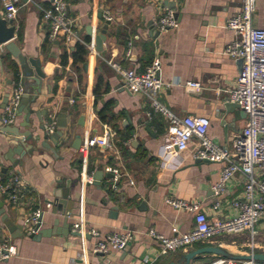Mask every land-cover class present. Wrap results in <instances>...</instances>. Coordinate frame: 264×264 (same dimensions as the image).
<instances>
[{
	"label": "crops",
	"instance_id": "crops-1",
	"mask_svg": "<svg viewBox=\"0 0 264 264\" xmlns=\"http://www.w3.org/2000/svg\"><path fill=\"white\" fill-rule=\"evenodd\" d=\"M65 2L70 28L76 35L68 44L62 35L47 43L48 25L42 20L40 7H51L52 0H18L15 5L12 41L23 56L38 59L43 67L49 65L46 70L50 74L39 85L27 81L23 88V95L24 89L29 93L37 90L23 107V111H33L28 130L32 137L24 143V151L15 154L16 144L6 143L4 134L0 133V183L16 176L23 184L16 205L9 204L2 196L0 203L7 218L17 226L33 211L41 210L40 230L46 236L37 240L26 235L12 239L0 217V241L8 239L17 249L15 257L0 264H147L160 249V244L147 236L149 230L173 237L189 232L194 226V214L173 209L165 203L166 198L197 202L208 219L224 218L230 213V201L242 192L245 178L236 173L227 181L223 195L215 197L212 187L218 182L225 163L195 159L199 148L196 139H191L185 151L163 166L162 150L168 137V122L159 114L147 119V98L122 88L121 78L108 62L140 73L158 58L164 84L160 102L177 117L207 118L208 138L231 147L246 118L242 112L235 115L226 114L224 110L229 102L228 93L235 87L241 71L238 60L223 53L236 39L225 23L239 13L242 0ZM168 5L173 7L168 8ZM166 9L177 12L179 26L159 32L154 38L153 32L157 30L148 25ZM99 11L108 12L112 20L106 30L103 51L97 53L93 37L105 24L102 18L97 19ZM251 26L264 29V0H256ZM90 27L91 37L87 34ZM129 43L130 55L127 56ZM76 44L87 49L85 63L78 68L72 66L71 57ZM65 51L68 59L66 66H62L61 56ZM11 65L17 69V75ZM20 80L18 60L2 45L0 129L3 128L5 97L20 85ZM190 82L199 83L200 87L188 88ZM21 108L14 123L9 125L19 134L25 133L22 127L25 115ZM101 112L105 121L99 117ZM61 115H65L67 127L56 126L55 132L61 130L63 136L55 143L40 126L56 122ZM104 126L115 133L110 147L91 148L83 164L79 152L81 144L86 139L100 137ZM78 137L81 144L75 149ZM9 160L20 163L14 166ZM108 168L120 172L116 191L110 189V179L106 178L110 174ZM98 171L103 172L102 181L98 185L88 183L87 178ZM55 193L66 194L67 203L57 208ZM218 201L222 210L214 212L212 207ZM81 219L99 236L74 234L72 225ZM256 229L257 239H264V218ZM125 231L132 232L134 237L125 251L112 250L105 255L92 253L99 240ZM232 244L237 246L236 242ZM175 255L162 257L153 264H165ZM210 258L191 264H206Z\"/></svg>",
	"mask_w": 264,
	"mask_h": 264
},
{
	"label": "built area",
	"instance_id": "built-area-1",
	"mask_svg": "<svg viewBox=\"0 0 264 264\" xmlns=\"http://www.w3.org/2000/svg\"><path fill=\"white\" fill-rule=\"evenodd\" d=\"M17 1L0 0V13L7 21L15 18ZM52 2L49 8L40 7L42 20L48 25L47 38L53 42L62 35L65 43L68 44L76 35L70 28L67 4L65 0H52ZM255 5L256 0H242L239 13L225 23V27L233 31L236 39L227 45L223 53L233 60L242 61L235 87L228 93V101L238 105L246 118L244 127L235 136L231 147L217 144L208 138L207 131L210 123L207 118L177 117L160 102L159 96L164 84L160 78L161 62L158 58H154L145 71L140 73L123 68L115 62H108L121 78L122 88L133 95L147 98L149 103L147 119L150 120L153 114H159L168 122V137L162 150V158L165 160L162 163L163 166L169 165L170 159L185 151L191 139H196L199 148L194 154L195 159L225 163L218 182L212 187L215 197L219 198L223 195L227 181L236 173L242 174L245 178L242 192L230 201L228 205L230 213L224 218L208 219L197 202L166 198L165 203L173 209L194 214V226L189 232L173 237H165L154 230H149L147 236L157 241L160 249L155 258L147 264H153L170 254L187 252L195 245H210L215 238L224 234H247L251 247H255L256 227L264 218V29H255L251 26ZM102 19L104 22H111L112 17L105 12L102 14ZM178 26V16L174 9H166L164 14L153 23V27L159 32L177 29ZM130 47L131 43L126 51L127 56L130 55ZM187 87L199 88L200 85L190 82ZM22 96L21 85L11 89L4 108V116L1 117L2 125L8 126L14 123ZM69 102L73 103V100L70 99ZM55 130L54 120L44 125V131L49 137L55 133ZM114 135L115 133L108 126H104L100 137L84 140L79 148L83 164L91 148L110 147ZM107 172L112 175L110 189L116 191L120 172L112 168H108ZM92 181V176L87 178L88 183ZM22 185L20 178L12 176L6 182L0 183V196L9 204L16 205ZM212 209L214 212L221 211L222 204L218 201ZM41 220L42 211L39 209L28 215L22 223L24 235L38 234ZM72 232L81 236H99L96 230L87 228L82 219L73 223ZM133 238V233L129 231L107 235L95 244L92 253L105 255L112 250L125 251ZM16 255L15 245L8 239L0 241V262L7 261ZM206 264H264V262L234 261L212 257Z\"/></svg>",
	"mask_w": 264,
	"mask_h": 264
},
{
	"label": "water",
	"instance_id": "water-1",
	"mask_svg": "<svg viewBox=\"0 0 264 264\" xmlns=\"http://www.w3.org/2000/svg\"><path fill=\"white\" fill-rule=\"evenodd\" d=\"M173 5H168V8H172ZM68 12V7H67ZM102 18L101 11L97 14V19ZM110 25V22H105L103 25L101 31L99 34L94 36V48L97 53H100L103 51V43L106 40V30L108 26ZM153 23H150L148 27L151 29L153 28ZM15 34V26L13 25V20L7 21L3 18L2 14L0 13V45L5 46V49L7 52H9L13 57H15L20 65L21 69V80L20 85L21 87H25L27 81H31L36 85L40 84V81L44 79L46 76H48L50 71H47L46 69L49 67V65H46L43 67L41 65V62L38 59H32L27 58L23 56L19 49L16 47L14 42L12 41L14 39ZM88 36H92V30L91 27L87 31ZM159 35V31L153 32V37L156 38ZM240 65L242 66V61L238 60ZM24 94L21 98V101L17 108V113L19 107L21 108V112L24 113V124L22 125L23 128H25V133L19 134L18 131L15 129H11V126H4L0 129V133L4 134V139L6 143H14L16 146L13 148V151L15 154L19 153L21 154V150L24 151V143L26 141H29L32 137L31 133L28 132L29 130V116L33 113L31 110L23 111V107L29 103V101L33 98L32 96H35L37 94V90H32V92H27L24 89ZM31 95V96H30ZM8 95L5 97L4 103H3V109L5 108L6 102H7ZM224 110L226 114H235L238 112L243 111L239 108L238 105L233 103H226L224 105ZM20 111V109H19ZM64 111H67V108L64 109ZM56 126L61 129H65L67 127V122L65 119V115H61L57 117ZM40 130L44 131V127L41 125ZM146 130L148 131V126L146 125ZM63 136V131L58 130L56 131L50 138L53 140V142H57L61 137ZM76 144L78 146L74 147L75 149H78V147L81 144V139L78 137L76 140ZM23 156V155H22ZM11 161V160H9ZM12 162V161H11ZM14 166L18 165L19 161H13L12 162ZM4 172L5 169H2ZM107 179H111L112 175L108 174L106 175ZM103 179V172L98 171L92 176V184L98 185ZM54 203L57 208L60 206H63L67 203V196L66 194H58L55 193L54 195ZM53 204V203H52ZM4 209L2 208V204L0 203V217L1 221L4 224V226L8 229L11 238L12 239H18L24 235L23 232V225H13L12 222L7 218L6 214L4 213ZM69 214V213H68ZM68 214H66L68 216ZM39 227V226H38ZM41 227V225H40ZM18 230V233H15ZM76 234V233H74ZM46 234L39 229L38 234L36 235H30L28 236L30 239H39L41 237H45ZM211 256V257H222L229 260L234 261H261L264 262V251L255 252L252 251L248 254H240L235 253L229 250L228 248L221 246V245H207L202 247L194 248L190 251L184 252V253H177L174 257V259L170 260L169 262L165 264H191L194 261L200 260L203 257Z\"/></svg>",
	"mask_w": 264,
	"mask_h": 264
},
{
	"label": "rangeland",
	"instance_id": "rangeland-1",
	"mask_svg": "<svg viewBox=\"0 0 264 264\" xmlns=\"http://www.w3.org/2000/svg\"><path fill=\"white\" fill-rule=\"evenodd\" d=\"M232 242H236V245H233ZM210 245H221L232 252L240 253V254H248L251 251H264V239H255V247H251V242L249 241V237L247 234H224L214 239L213 243ZM239 245H244L243 248H239ZM195 248V247H194ZM190 248L188 251L194 249ZM212 258L209 259V261ZM207 261V263L209 262ZM203 264V263H201Z\"/></svg>",
	"mask_w": 264,
	"mask_h": 264
},
{
	"label": "trees",
	"instance_id": "trees-1",
	"mask_svg": "<svg viewBox=\"0 0 264 264\" xmlns=\"http://www.w3.org/2000/svg\"><path fill=\"white\" fill-rule=\"evenodd\" d=\"M50 43L49 40H47V43ZM88 43V41H87ZM86 55H87V49L86 47H84L83 45H80V44H76L75 47H74V51L71 53V57H72V66L75 67V68H78L79 65L81 64H84L85 63V58H86ZM67 59H68V56H67V53L66 51L63 53V55L61 56V65L62 66H66L67 64ZM11 68H12V71L14 72L15 75H17V69L11 65ZM99 117L101 118V120L105 121L106 118L104 116V113H99ZM202 246H207V245H198L196 247H202ZM255 252H258V251H255ZM206 257H211V256H206ZM204 258V257H203ZM212 258V257H211ZM202 259V258H201Z\"/></svg>",
	"mask_w": 264,
	"mask_h": 264
}]
</instances>
